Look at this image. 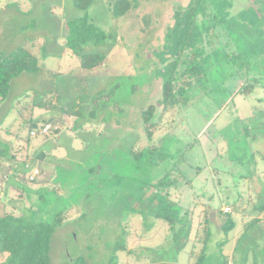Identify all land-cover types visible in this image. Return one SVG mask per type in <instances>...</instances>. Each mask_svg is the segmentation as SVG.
<instances>
[{"label": "rangeland", "instance_id": "obj_1", "mask_svg": "<svg viewBox=\"0 0 264 264\" xmlns=\"http://www.w3.org/2000/svg\"><path fill=\"white\" fill-rule=\"evenodd\" d=\"M115 1L96 0L89 11L113 39L97 50L108 51L105 66L84 73L77 68L78 58L65 48L66 22L83 15L73 8L72 0H0V53L9 54L31 40L41 66L37 74L14 79L8 98L0 101V148L7 143L18 159L41 168L37 183L28 182V174L26 180L0 174L5 179H0V213L49 221L56 213L69 211L68 220L53 236L50 264H71V258L80 255L93 256L90 264H109L117 241L133 251L118 252V264H152L161 255L165 262L190 264L189 252L164 253L166 225L151 217L144 220L150 211L146 185L158 181L172 162L158 163L156 154L151 167L144 161L134 165L129 155L138 136L141 149L150 144L141 114L151 104L161 110L158 57L177 3L184 5L186 0H130L136 4L127 12H115L111 6ZM206 2L218 20L228 16L225 27L215 32L220 51L208 53L211 45L207 46L212 65L208 80L193 87L189 101L163 119L154 141L166 143L175 159L184 155L178 164L179 188L172 195L194 210L195 228L204 224L207 208L233 213L237 224L224 248L231 255L243 221L253 218L248 216L252 203L264 200V100L260 101L264 98V0ZM252 78L260 81L253 95L236 94ZM116 85L111 104L88 118L87 100ZM53 90L60 93L62 104L76 96L86 104L85 117L76 125L73 117L61 116L60 109L48 114L34 110L35 94ZM252 112H257L256 118ZM43 113L55 115L57 122L48 139L32 133L28 146L25 122ZM245 126L251 137L243 133ZM58 128L60 132L54 134ZM252 133L258 137L252 140ZM40 152L47 155L45 161L37 159ZM261 226L264 229V221ZM214 236L221 238L218 231ZM255 256L264 264L260 251Z\"/></svg>", "mask_w": 264, "mask_h": 264}, {"label": "trees", "instance_id": "obj_2", "mask_svg": "<svg viewBox=\"0 0 264 264\" xmlns=\"http://www.w3.org/2000/svg\"><path fill=\"white\" fill-rule=\"evenodd\" d=\"M95 2L96 0H72L73 8L82 12L83 15L74 16L66 22V52L78 58L77 68L84 73H93L105 66L108 51L97 50L105 47L108 41L113 39V34L102 30L89 15ZM185 2L184 5L177 3L173 25L167 33L166 41L158 57L163 77L161 110L158 111V108L151 104L141 114L143 131L150 144L141 149L139 147L141 137L138 136L129 149V155L135 163L134 165H139L144 161L147 167H151L156 164L157 159L153 158L156 154L159 155L158 163L164 160L172 162L158 181L146 185L150 191L148 199L150 211L145 215L144 220L151 217L158 222V225H166L168 235L165 239L164 253L174 252L179 255L182 252H189L190 264H259L255 253L260 251L264 255V229L261 226L264 221V216H262L264 200H260L257 204L252 203V211L248 214L253 217L252 220L243 221L244 229L235 240L232 254H226L224 248L229 243L227 237L237 224L233 219V213L228 214L221 209L207 208L204 224L199 223V226L195 228L194 210L182 206L173 199L172 195L173 191L179 188L178 164L181 163L184 155L180 159H175L166 143L161 141L160 144H157L154 141L155 134L162 130L163 119L169 113L174 112L180 103L189 101L193 87L202 85L208 80L212 65H209L207 61V46L211 45L208 53L220 51V47L217 46L219 34L215 32L219 27H225L228 18L226 13L227 17L218 20L217 15L210 10V7H207L206 0H186ZM133 4L136 2L116 0L111 6L115 12L119 10L127 12L135 7ZM201 17L203 21H200ZM88 47H92L93 50L87 51ZM222 60L219 58L218 61ZM256 62L259 63V61ZM40 69V59L34 52V43L31 40L25 41L23 45L9 54L0 53V101L4 102L8 98L14 79L24 74H37ZM259 84L258 78L248 79L238 88L236 94L253 95ZM117 87L118 85L107 92L100 91L96 96L87 100L90 108L87 112L88 118L96 117L105 104H111ZM79 98L76 96L62 104L61 95L56 90L44 94L36 93L33 107L34 110H41L47 114L60 109L61 116L73 117L76 125L85 117L86 104L83 105L79 102ZM263 100L264 98H260V101ZM256 113L252 112L253 118L257 117ZM56 122L55 115L43 113L37 117H31L25 122V127L29 129L26 144L29 146L33 132L36 133L35 137L42 135L40 129L44 125H52ZM257 126L256 130L260 127ZM60 130V128L53 129L52 132L57 134ZM243 133L247 137H251L250 129L247 126L243 128ZM47 135L42 136L48 139ZM257 137L258 135L252 133V140ZM16 138L22 139L18 135ZM190 147L187 146L186 150H189ZM11 151V146L7 143L0 148L1 176L6 175L5 177L8 179L26 180L27 174L29 176L35 168H32L33 165L28 160L18 159L17 154ZM35 155L37 159L43 161L47 159L44 152ZM10 162L12 163L10 164ZM40 176L32 182L27 180L30 183H37ZM0 179L5 180L2 177ZM235 203L232 205L233 207H236ZM220 217H223L222 222L217 221ZM68 218V210L56 213L49 221L30 220L24 216H18L14 212L0 213V264H50L53 236L57 228ZM216 231L221 235L218 240L214 239ZM120 251L133 252L132 249L117 241L113 248L114 256L109 260V264H118L116 254ZM92 257L80 255L71 258L70 263L90 264L89 260ZM152 264L178 263L165 262L161 255L157 260H153Z\"/></svg>", "mask_w": 264, "mask_h": 264}, {"label": "built area", "instance_id": "obj_3", "mask_svg": "<svg viewBox=\"0 0 264 264\" xmlns=\"http://www.w3.org/2000/svg\"><path fill=\"white\" fill-rule=\"evenodd\" d=\"M51 129H52V125L51 124H46L40 129V133L42 135H47L51 131ZM33 134L35 135L36 133L33 132ZM40 173H41L40 169L39 168H35L33 170V172L28 177L29 181H31V182L35 181L38 178V176L40 175ZM226 211H229V209H226Z\"/></svg>", "mask_w": 264, "mask_h": 264}]
</instances>
